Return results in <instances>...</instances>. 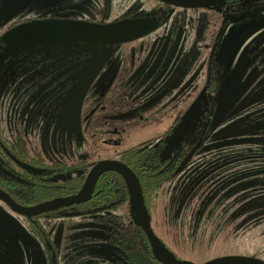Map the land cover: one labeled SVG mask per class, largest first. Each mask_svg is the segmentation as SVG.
Returning a JSON list of instances; mask_svg holds the SVG:
<instances>
[{
    "label": "rangeland",
    "instance_id": "rangeland-1",
    "mask_svg": "<svg viewBox=\"0 0 264 264\" xmlns=\"http://www.w3.org/2000/svg\"><path fill=\"white\" fill-rule=\"evenodd\" d=\"M22 1L30 10L39 9L46 2ZM56 1L57 5L48 15L62 12L78 15L79 0H67L66 7L60 4L65 0ZM107 1L111 17H116L125 9L142 11L154 0ZM24 5L12 7L9 17L21 13L26 8ZM215 10L171 6L163 20L168 25L167 36L152 44L157 43L153 56L131 59L129 56L134 54L130 49L145 43L156 30L160 31L162 22L146 33L142 41L136 38L119 43L118 56L125 57L123 69L114 74H91L86 78L88 84L80 91L75 86L62 87L61 83L51 82L58 69L49 72V84H36V77L28 67L25 87H22L20 74H14L13 78L11 66H3L0 69V123L21 130L27 144L46 160L69 161L83 155L95 162L112 159L118 150L131 144L153 143L177 113L179 125L162 150L165 155L180 139L188 137L198 123L202 91L200 62L205 50L199 52V57L192 55L193 45L200 48L207 42V33L214 29L209 23L214 21L204 16L208 13L216 17ZM260 10L259 15H264V9ZM234 17L222 29L218 28L220 36L215 50L221 67L226 69L219 86L225 91L230 81L235 93L245 88L246 77L250 76L246 71L250 68L243 67L250 55L246 58L242 52L255 42L257 32L250 34L247 27L242 28L239 20L247 17ZM59 44L53 39L40 40L32 42L30 47L54 48ZM179 48L181 53L187 49L184 58L180 52L173 54ZM233 73L235 82H231ZM69 75L70 72L65 78ZM38 78L41 79L40 74ZM102 80L105 90L96 93L91 89L92 82ZM118 80L120 83H115ZM72 82L66 81V84ZM75 91H78L76 95ZM215 136L220 142L221 132ZM225 141L245 142L246 139ZM218 147L221 146L214 148ZM205 148L199 149L173 178L158 187L150 222L153 231L175 257L193 264L224 255L264 260V158L257 164L250 160L245 174L246 163L239 152L204 160L201 153H205ZM207 155V158L212 156ZM225 159L234 161L224 162ZM28 223L0 202V264H126L115 245L104 241V233L90 213L48 221L47 235L39 240L36 234L30 233Z\"/></svg>",
    "mask_w": 264,
    "mask_h": 264
},
{
    "label": "trees",
    "instance_id": "trees-1",
    "mask_svg": "<svg viewBox=\"0 0 264 264\" xmlns=\"http://www.w3.org/2000/svg\"><path fill=\"white\" fill-rule=\"evenodd\" d=\"M45 1H43L42 5L47 7H55L57 5L56 0ZM79 3L78 15L68 14L67 17L105 23L122 18L151 15L155 20L152 29L156 25L158 28L162 22L160 31L156 30L157 32H153L151 38L149 37L145 43L130 49L134 54L129 56L131 59L134 57L137 59L138 56L146 58L149 54L153 56L152 52L157 43L155 45L152 44L167 36L168 25H164L163 20L168 16L171 5L159 4L158 1L154 0L151 6L142 11L125 9L118 16L111 17L107 0H100V2L79 0ZM225 3L226 5L222 7ZM60 4L64 7L68 5L67 0ZM209 7L216 8V17L206 13L204 18L209 19L210 22H215L209 23L214 29L207 33V42L203 43L204 46L195 48L193 45L192 53V55L199 57V52L202 49L205 50V57L200 62L202 64V91L197 116L205 118L207 122H205V125L202 122H196L188 137L180 139L165 155H162V150L166 147L170 135L179 125V118L176 113L153 143L128 145L118 150L115 154L116 157L112 158L126 165L135 175L152 231L150 222L157 189L163 181L169 180L176 175V173H173L174 167L195 142L196 136H198V132L202 127L205 135L200 146L209 148L204 153V160L216 158L215 156L217 155H234L239 152V156L246 163V174L250 160L257 164L264 158V44L262 43L264 40V15H259L260 9H264V0H226ZM246 12L252 13V15L247 16L245 15ZM61 14H64V12ZM211 16L212 20L210 19ZM234 16L247 17L239 20L240 25L242 28L247 27L250 34L257 32L254 39L255 42L253 41L250 45L252 47H247L242 52V55L246 58L250 55L247 62L245 61L243 64V67L250 68L246 69L250 76L246 77L245 88L237 90L235 93L233 89L231 90L233 84L229 85L230 81L227 82L225 91L221 89L223 86L218 85L219 79L223 78L226 69L221 67V62L215 49L209 55L210 45L215 42V48L217 47L220 36V33L217 35L218 28L221 27L222 29L225 23H229L230 19L235 18ZM253 18L255 19L253 20ZM143 37H147L146 33L137 39L142 41ZM57 41L60 44L54 48H32L30 47L32 42L16 46L10 52H7L5 61L0 65V69L6 65L8 67L11 66L10 69L17 72L22 70L25 74V72L27 73V68L31 67V71L35 76L38 75V72H41V79L36 81V84L40 82L49 84V72L58 69L51 82L61 83L62 87L75 86V89L79 91L84 84H88L86 78L91 74L95 72L114 74L119 69H123L122 61L125 60V57L122 55L118 56L121 53L117 48L118 44ZM102 48H107V50L104 51ZM248 49L251 50L250 53ZM156 52L155 50L154 54ZM179 52H181L180 48L173 54L175 55ZM186 54L187 51H183L182 58ZM188 57L189 55L185 58L186 62ZM69 72L70 77L65 78ZM81 76L84 77L78 78ZM230 77H232L231 82L236 81L235 73ZM112 79L110 80L111 82ZM71 80L73 82L70 85L66 84V81ZM115 83L119 84L120 81L118 80ZM92 84L94 87L91 89L96 93L99 90H105L103 87L106 84H103V80L99 83L93 81ZM77 92L75 91L74 95ZM70 101L72 102V100ZM218 132H221L220 142H217L218 139L215 136V133ZM241 138H245L246 141H225L226 139ZM58 140L59 138H57ZM0 142L18 160L35 167L34 169L21 168L0 150V188L13 201L21 205H31L53 197L74 193L83 181L87 170L94 163V161L90 162L83 155H77L69 161L61 158L46 160L40 152L27 144L26 137L19 130H16L10 136L0 132ZM217 146L221 147L214 148ZM195 153H197V150L191 156H195ZM208 153L212 154V156L207 158ZM232 161L234 160H224V162ZM88 213L92 214L93 221L100 225L104 233V241L115 245L116 251L126 264H161L151 255L148 242L140 227L132 222L123 180L114 170L106 169L98 174L86 200L36 214L26 219L29 222L30 233L36 234L39 240L47 235L48 226L46 224H48V221L59 217ZM153 233L161 240L154 231Z\"/></svg>",
    "mask_w": 264,
    "mask_h": 264
},
{
    "label": "water",
    "instance_id": "water-1",
    "mask_svg": "<svg viewBox=\"0 0 264 264\" xmlns=\"http://www.w3.org/2000/svg\"><path fill=\"white\" fill-rule=\"evenodd\" d=\"M163 4L181 8H204L219 4L226 0H155ZM154 17L122 18L105 23H96L86 20L67 17L37 18L17 23L2 32L0 38L7 42L0 52V64L9 49L23 44L40 40L57 39L63 41L83 42L91 44H119L136 39L147 33L154 26ZM200 144V140L179 160L174 172H177L189 160L192 153ZM4 152L20 167L34 169L28 164L18 161L7 150ZM106 169L116 171L123 180L132 222L139 226L148 242L151 255L161 264H193L181 260L157 238L149 225V216L143 205L141 192L133 172L116 159H103L95 161L87 170L80 187L71 194L53 197L31 205H21L13 201L6 192L0 188V201L13 213L30 218L39 213L79 203L88 198L90 190L98 174ZM199 264H264V260L243 256L224 255L211 258Z\"/></svg>",
    "mask_w": 264,
    "mask_h": 264
},
{
    "label": "flooded vegetation",
    "instance_id": "flooded-vegetation-1",
    "mask_svg": "<svg viewBox=\"0 0 264 264\" xmlns=\"http://www.w3.org/2000/svg\"><path fill=\"white\" fill-rule=\"evenodd\" d=\"M5 2V3H4ZM21 2V3H20ZM157 2V1H156ZM19 3L23 6L24 4H23V1L22 0H0V12L1 13H3L4 12V15H0V30H2L1 32H0V35L2 34V32L3 31H5L6 29H8L9 27H11V26H13V25H15V24H17V23H20V22H23V21H26V20H31V19H37V18H55V17H67L68 16V14L69 13H65V14H59V15H63V16H57V15H48L47 13L48 12H50L51 10H52V8L54 7H47V6H45V5H42L39 9H35V10H30V8H29V5H24L26 8H24L23 9V11L21 12V13H18V12H16V14H15V16H12V17H9V14H10V12H11V9H12V7H17L18 5H19ZM159 4H163V3H161V2H158ZM22 6L20 7V8H22ZM173 7V6H172ZM19 8V9H20ZM5 9H6V11H5ZM148 16H151V15H148ZM143 17H146V16H143ZM153 17V16H152ZM67 18H69V17H67ZM6 44H7V42H5V41H2V39L0 38V52L6 47ZM12 49V48H11ZM11 49H9V51L8 52H10V50ZM215 49V42L214 43H212L211 45H210V53H209V55L213 52V50ZM185 51H187V50H185ZM181 53V52H180ZM181 54H183V52L181 53ZM145 58V57H144ZM143 58V59H144ZM5 61V57H4V59L2 60V62H1V64L3 63ZM186 63V61L184 60V62H183V65ZM0 64V65H1ZM173 65V64H172ZM183 65L181 66V68L183 67ZM173 67V66H172ZM31 68V67H30ZM180 68V69H181ZM12 70V69H11ZM31 73H33V72H31ZM14 74H15V76H17L18 74H20V82H21V86L22 87H25L24 86V81H25V74H24V72L22 71V70H19L18 72L17 71H15V70H12V73H11V76L14 78ZM34 74V73H33ZM38 75L39 74H41V72H38L37 73ZM38 75H36L35 76V74H34V76L36 77V81H38L39 80V78H38ZM15 80V79H14ZM220 84V79H219V82H218V85ZM201 86H202V81H201ZM198 117V122H202L204 125H205V122H207V120L205 119V118H201V117H199V116H197ZM4 123L5 122H2V123H0V132L1 133H3L4 135H11L13 132H15L16 130H19L18 128H14V129H12V128H10V127H8L7 126V124L6 125H4ZM4 127H6V131H4ZM22 134H23V132L21 131V130H19ZM24 135V134H23ZM203 135V136H202ZM204 135H205V132H204V130H203V127L199 130V132H198V136H196V139H195V142H196V140H200V144H201V141H202V139H203V137H204ZM24 137H25V135H24ZM194 142V143H195ZM193 143V144H194ZM192 144V145H193ZM200 144L198 145V147L195 149V151L197 150V152H198V150L199 149H201L202 147L200 146ZM3 149H5V150H7L8 151V153L10 154V155H12L10 152H9V150L0 142V150L14 163V164H16L5 152H4V150ZM190 149V148H189ZM188 149V150H189ZM187 150V151H188ZM207 150H209V148H205V152L207 151ZM186 151V152H187ZM185 152V153H186ZM194 154V152L192 153V155ZM197 153H195V155H196ZM202 155H203V157H204V153L202 152L201 153ZM208 154H210V153H208ZM13 156V155H12ZM14 157V156H13ZM183 157V156H182ZM192 157V156H191ZM190 157V158H191ZM15 159H17L16 157H14ZM18 160V159H17ZM18 161H20V162H22L21 160H18ZM23 163H25V162H23ZM187 163V162H186ZM185 163V164H186ZM25 164H27V163H25ZM178 164V163H177ZM185 164L181 167V169L185 166ZM17 165V164H16ZM18 166V165H17ZM177 166V165H176ZM175 166V167H176ZM20 167V166H19ZM175 167H174V169H175ZM22 168V167H21ZM174 169H173V173L175 174H177L180 170H178L177 172H174ZM173 178V177H172ZM80 187V186H79ZM61 197V196H60ZM1 202V201H0ZM2 203V202H1ZM3 204V203H2ZM4 205V204H3ZM5 206V205H4ZM7 207V206H6ZM47 212V211H46ZM39 214H41V213H39ZM251 217V216H250ZM25 218V217H24ZM26 219V218H25ZM46 248V250H48L49 249V247H45Z\"/></svg>",
    "mask_w": 264,
    "mask_h": 264
}]
</instances>
